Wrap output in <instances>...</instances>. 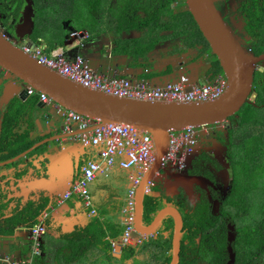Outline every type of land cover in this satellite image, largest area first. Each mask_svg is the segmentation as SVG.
<instances>
[{
    "label": "water",
    "instance_id": "1",
    "mask_svg": "<svg viewBox=\"0 0 264 264\" xmlns=\"http://www.w3.org/2000/svg\"><path fill=\"white\" fill-rule=\"evenodd\" d=\"M186 3L188 11L193 16L204 39L208 43L209 52H202L203 58H215L219 64V69L222 71V74H217L216 71L213 70L215 66L212 61L209 60V72L211 73L207 76L208 79L206 82H203V85L209 84L218 78H223L227 82L225 94L213 102L149 103L130 99H120L101 92L89 90L61 76L57 72L40 64L36 59L23 51L24 48H39L38 41L34 39V36H37L39 40V34L35 27V20L42 16L43 11L42 8L35 6L33 1L30 0L26 2L25 7L24 5L16 8L14 7L13 13L15 17H11L8 22L10 31H4L6 33L0 32V96L6 95L7 98L6 102L3 101L2 105L4 107L0 109V112H2L3 117L6 115L15 116L21 113L20 117L24 116L25 118L24 130L26 132L28 131V135H24L25 139L23 143L29 147L26 149V152L24 151V153L16 154L10 162L13 164L11 182L14 181V188L17 187L18 191L23 192L24 189L19 184L26 176H32L38 178V180H48V178L52 177L55 155L65 149V139L74 137L63 135V132H65L64 121L59 129L55 125L51 126L47 134L44 133L48 131L47 125L41 124V126H39V124H35L33 127L30 125V121L36 116L35 114H37L36 112H39L42 118L51 117L52 115L45 110V107L50 108V106L43 103L41 100H39L36 105H29L31 96H29L28 92L30 88L35 89L37 92L45 93L61 107L87 117L91 121L90 131H93L98 126V123H116L129 125L141 132L147 133L151 135L154 140L155 159L158 157L161 164L154 162L152 168L142 180L138 190L136 227L137 231L142 235H156L166 230L167 226L164 225L165 220L176 218L171 264H177L179 262L180 237L182 234L183 220L178 208L173 205V202H168L167 200L168 198L174 199L172 198L173 196L164 193L165 188L163 182L158 179L160 174L163 176L168 175L166 172L167 168H163L162 158L164 156L166 157L169 149L170 133L172 131L183 130L187 127L201 128L218 125L236 115L249 101V97L253 92V82L257 70V63L264 58L262 56L255 57L245 49L240 38H238L232 28L225 22L222 14L217 9L215 0H186ZM43 36L46 37L44 39L47 44H53L55 48H60V50L66 49L69 46L67 42L70 39L78 41L77 47L81 51L78 55L82 56V51L90 55L93 53L91 50L99 51L100 53L105 52L110 56L114 51L120 49L119 46L114 45L110 50L105 46L102 48L99 47L98 50H96L92 48L96 41H79L71 37L70 33L64 37L60 34ZM159 44L161 43H156L154 45L156 50L159 48ZM65 54L67 55V53ZM83 57L85 58L86 56ZM86 61L89 63L88 59H86ZM194 62H197V60L192 59V64ZM171 67H173V65H171ZM178 68L184 69L183 63H181ZM110 71L112 72V67H109L108 72ZM96 73L100 75L98 70H96ZM101 76L107 77V75ZM123 76L124 75L121 74L117 75L111 73V76L107 78L132 79L131 77ZM181 76H187L189 80H191V77L186 73L183 75L180 74L174 80H170L163 84H174ZM136 80V82L133 81V79L131 81L138 83V79ZM140 81L142 80L140 79ZM145 82H147V80H145ZM149 84L152 88L158 85L154 82H150ZM19 124L20 122L17 123L18 127ZM42 125H44L43 128L47 127V129H45L42 135H37V128H41ZM1 130L3 131L2 127ZM16 133L17 132L14 131V134ZM53 134H56V138L52 137ZM13 137L16 140L18 135H13ZM45 137H47V139H45L42 144L39 146L33 145L36 140ZM76 143L78 142L76 141ZM2 155L4 154L0 153V158ZM81 171V160L78 162L76 160L73 170L74 176L70 181L71 186L67 188L66 191L64 190L65 192L71 189L76 181L75 179L78 178ZM177 175H182L181 179L190 181L191 185L198 182L194 181L195 178H192L187 172L186 174ZM7 176L9 175L0 174V179H4ZM168 176L174 177L170 174ZM150 182L157 183V189L155 190L158 192L157 194H145V188ZM174 184L175 183H170L169 185L172 186ZM37 186H29L21 197L27 196L28 193H33L34 195L39 194V198L31 203L36 207L44 206L43 213H51L63 206V204H58L59 200L63 197L62 194H54L50 192V190L36 193L38 190L32 189ZM181 189L184 190L185 194L189 193L186 185L182 186ZM149 199H155V201L150 202ZM157 200L159 201L156 202ZM160 202L164 205L163 208L155 213L147 215L150 207ZM31 203L21 206V209H29L28 205ZM148 218L151 221H149Z\"/></svg>",
    "mask_w": 264,
    "mask_h": 264
},
{
    "label": "flooded vegetation",
    "instance_id": "2",
    "mask_svg": "<svg viewBox=\"0 0 264 264\" xmlns=\"http://www.w3.org/2000/svg\"><path fill=\"white\" fill-rule=\"evenodd\" d=\"M27 1L29 0H0V32L10 31L8 22L11 17H15L14 7L23 5L25 7ZM30 1H33L37 7L54 11L56 17V8L67 7V0ZM136 1H138L140 9L135 10V15L131 19L132 21L138 19V24L142 25V28L132 30H138L142 33V36L146 37L151 29L145 26H150L152 29L158 28L155 31L159 37H162L163 32L169 34L170 41L165 43L167 45L164 46V43H161L162 45L156 51L164 53L166 46H169L166 54L175 57L187 55L189 59L197 60L198 63H204L203 60H206L208 64V61L213 58H203L202 52H209L208 46L203 42L204 37L201 38L199 34L197 40L190 37L189 23L191 24L192 19L188 14L186 0ZM118 2V0H107L106 6H100L99 8L111 12L107 15L105 12H101L102 17L99 18L100 20L94 22H103L108 28H111L117 23L116 16L121 12L131 21L124 8H122L123 6ZM263 2L264 0H215L216 7L225 22L240 38L245 49L255 57H264V50L260 54H256L261 48V36L264 37L261 29H258L257 20L259 21L262 18L264 21V10L254 7L259 4L263 6ZM162 5L164 6L162 7ZM93 7H96V5L93 4ZM149 7L162 8H160L161 11L158 16H155L153 11L146 10ZM167 10L170 11L172 16ZM212 63L215 66L213 70L217 71L219 67L215 58L212 59ZM258 73L262 76H257ZM217 74L220 73L217 72ZM263 83L264 58L257 63L253 92L245 106L253 105L258 107L259 110L264 108V104H259L262 91L260 87ZM259 85L260 87H258ZM0 98L1 109L4 107L2 105L3 101L6 102L7 98L6 95L0 96ZM245 106L236 115L228 118L227 121L215 126L204 127V130L198 134L196 145L188 156L185 167L179 169L178 167L166 165L164 168H169L166 169L167 174L174 177L160 174L158 178L163 182L164 193L173 194L172 198L174 199L172 201L178 203V211L183 220L179 262L177 264H264V215L259 210V204L264 201V183L262 180L264 178L258 181L261 202L255 203L252 193L244 192L242 186L246 169L252 171L254 169L252 165L255 163L254 156L248 151V145L253 144L254 141L256 143L261 142V140L264 141V135H259L261 131H258L259 134L250 132V127L245 126L256 116L244 121L242 111ZM8 119L9 115L3 117L2 112H0V153L4 154L0 158V169H6L5 171H9L13 167L10 162L13 159L15 144L17 145L20 139L24 142V135H28V131L24 130V120L21 121V127L16 125L13 128V124L8 122ZM14 131L17 133L14 134ZM13 135H18V138L15 140ZM245 140L248 144L244 143ZM186 172L192 178H195L194 181L198 182L191 185L190 181L181 179L182 175H177L186 174ZM6 175L9 176L0 181V221L11 218L12 215L19 212L21 206V204L16 206L18 208L16 210L11 207L13 199L10 197L12 194L9 190L10 187H8L10 183L5 182L4 184V180L12 179V172ZM169 182L177 184V191L173 190L170 185L166 187ZM180 185H186L191 194H185ZM156 186L157 183H154L153 194L158 193L155 191ZM4 209L7 211L2 214ZM164 225L169 226L170 229L163 230L156 235L155 243H152L154 239H151L148 246L152 245L156 252L154 256L149 257V261L144 260L141 264H159L158 258H161L158 259L160 261L171 258L172 261L176 218L165 220ZM166 233H169L170 249L163 252L160 251V248L165 246L159 244V242L165 238ZM135 247L134 244H130L123 248L122 253L125 252L127 256V259L124 260L125 264L129 262L139 264L135 257L137 253ZM131 249H134L136 253L129 254ZM154 257H156V261H152Z\"/></svg>",
    "mask_w": 264,
    "mask_h": 264
},
{
    "label": "crops",
    "instance_id": "3",
    "mask_svg": "<svg viewBox=\"0 0 264 264\" xmlns=\"http://www.w3.org/2000/svg\"><path fill=\"white\" fill-rule=\"evenodd\" d=\"M55 11L57 17L54 11L47 10L40 18L35 20L39 40L38 38L34 39L38 41L39 48L47 55L67 53L69 57H75L81 51L77 47L78 41L70 39L67 42L69 46L60 50V48H55L53 44H47L44 39L46 37L43 35L60 34L64 37L73 31H85L90 34L88 40L96 41L92 47L93 49L98 50L99 47L105 46L110 50L114 45L120 47L119 50L114 51L110 56L105 52L100 53L99 51L91 50L93 53L88 55L87 52L82 51L83 56L88 59L90 67L95 72L98 70L100 75H107L108 77L111 76V73L121 74L124 75L123 77H131L135 82L138 79L139 83H146L149 87L151 86L149 83L154 82L158 85L153 88H158L166 85L163 83L174 80L178 75L186 73L191 77V84L203 85V82L207 81V76L211 73L209 72L210 66L206 60H203L205 64L202 62H194L192 64V59H189L187 55L175 57L168 53L166 54L168 46H166L164 53L156 51L154 48L156 40L142 36V33L138 30L127 29L120 23H115V26L108 28L103 22H94L100 20L102 13L88 2L67 0V7H58ZM45 20L46 25L44 24ZM160 41L164 43V46L167 45L165 43L170 41L169 34L163 32ZM161 45L159 44V46ZM181 63H183L184 69L178 68ZM109 67H112V72H108ZM39 100L38 95L33 96L29 105H36ZM45 110L52 114L51 117L42 118L39 112H36V116L30 121L32 127L35 124H39V126L41 124L47 125L48 131H45L47 127L43 128L44 125H42L41 128H37V135H42L44 131L46 134L49 133L50 127L53 125L59 129L64 121L53 107H45ZM24 119V116H22L20 127L22 126L21 121ZM80 133L81 131L76 127L71 133L63 132V135L74 137L64 140L65 149L55 155L52 177L48 178V180H38V178L26 176L19 184L23 187V192L18 191L17 187L14 188V181L11 182V179L4 180V184L5 182L10 183L8 187H10L9 190L12 194L10 197L13 199L12 208L20 204L23 206L33 203L34 200L39 198V194L34 195L33 193H28L27 196L21 197L29 186H37L38 184L37 187L32 189L38 190L36 193L50 190L54 194L63 195L66 189L71 186L70 181L74 176L75 161L81 160L82 170L88 161L98 160L100 149L82 145L78 139ZM55 135L53 134L52 137L56 138ZM45 139L47 137L39 138L33 145L39 146ZM5 170L0 169V174H10L13 171V167L9 171ZM139 176L140 171L137 169L123 170L116 165L108 175L99 173L96 180L91 184L92 208L85 207L83 200L74 196L66 201L60 209L49 213L46 219L44 218L45 214L39 216L38 222L43 221L47 224V234L43 238V255L41 259L36 260V264H125L124 260L127 259L125 252L121 253V250L118 249L117 253L114 254L112 252L113 243H120L122 240L125 229V215L123 212L127 204V195L133 187V179ZM145 176L143 175L142 180ZM167 200L168 202H173V205L179 210L178 203L169 198ZM93 209L96 210L94 215L92 214ZM31 229L18 228L14 236L2 237L0 239V257L9 259L12 263L28 258L31 252L26 250L27 247L24 245L31 244ZM168 235L169 233H166L164 239H168ZM180 238L182 239V234ZM152 243H155V241ZM159 244L166 246L165 243L159 242ZM135 248L136 254L139 255L136 257L139 264L144 260L146 262L149 261V257L154 256L156 252L152 245L147 249H144L141 245ZM162 249L165 250V247L160 248V251ZM73 257L80 259L81 262H65L66 260L74 259ZM158 259L159 264H164L167 260L166 258L162 261ZM152 261H156V257ZM74 262H77V260Z\"/></svg>",
    "mask_w": 264,
    "mask_h": 264
},
{
    "label": "built area",
    "instance_id": "4",
    "mask_svg": "<svg viewBox=\"0 0 264 264\" xmlns=\"http://www.w3.org/2000/svg\"><path fill=\"white\" fill-rule=\"evenodd\" d=\"M71 37L79 41H86L90 35L85 31H73ZM23 51L40 64L84 88L120 99L149 103H205L221 98L227 88V82L223 78H218L206 85H195L190 83L187 76H181L174 84L151 88L145 83H134L126 78H107L98 75L82 55L75 57H69L64 53L47 55L40 48H24ZM28 93L31 97L38 95L43 103L53 107L62 116L66 133L73 132L76 127L81 131L78 139L84 146L100 149L98 160L88 161L79 178L71 189L63 194L58 204H65L66 201L76 196L83 200L85 207L92 208L90 186L99 173L108 175L116 165L123 170L137 169L140 171V176L133 179V187L128 192L127 204L123 212L125 229L122 240L120 243H113V250L117 252L118 249H123L130 244L142 243L140 237L135 236L137 193L143 175L145 176L150 171L155 159V146L152 136L132 126L116 123H98V126L90 131L91 121L87 117L61 107L45 93L37 92L33 88H30ZM203 130L204 127H187L180 131H172L169 149L164 158V166L170 165L183 169L188 156L196 145L198 134ZM153 186L154 183L150 182L146 194L151 193ZM95 213L96 210L92 211L93 215ZM47 216L46 213L44 218L46 219ZM46 232L47 229L43 221L36 224L31 233L32 250L30 256L15 263L0 257V263L34 264L35 258L42 255V239Z\"/></svg>",
    "mask_w": 264,
    "mask_h": 264
},
{
    "label": "trees",
    "instance_id": "5",
    "mask_svg": "<svg viewBox=\"0 0 264 264\" xmlns=\"http://www.w3.org/2000/svg\"><path fill=\"white\" fill-rule=\"evenodd\" d=\"M81 2H88L90 3L91 5H96V9H98L100 6H106V2L107 0H79ZM119 4L121 6H123L122 8H124L125 10V13L128 15V17L130 18L131 21H129V19L125 16V14L123 12L117 14L116 18H117V23H120L121 25L123 24L125 26V28L127 29H138V28H142V25L140 26L138 24V22L136 20L132 21V16L135 15L134 13L136 12L135 10H139L140 9V5L138 3V1L136 0H118ZM164 5H162L163 7ZM144 7V6H142ZM160 7V8H162ZM255 8L257 9H262L264 10V2H263V6H260V4L258 6H254ZM145 8V7H144ZM158 8V9H154L153 7H149L148 11H153V14L155 16H158L159 12L161 11V9ZM47 9L46 8H42V11H43V14L44 12L46 11ZM100 10V8H99ZM42 14V15H43ZM188 14L190 15L191 19H192V22L193 24L195 25V28H196V31L194 32L193 31V27L190 23H189V34H190V37H193L195 36V39L197 40L198 39V34L201 35V38L203 37L202 36V33H200V29L197 25V23L195 22L193 16L191 15V13L188 11ZM123 16V17H122ZM257 23L259 25L258 29L260 28L261 29V33L264 35V21L262 18L259 19V21L257 20ZM145 27H148L152 30H155V29H158V28H151L150 26H145ZM162 28V26H160ZM164 38V37H163ZM156 43H162L160 40H161V37H158L155 39ZM203 42L206 43V45L208 46V43L206 42V40L203 38ZM260 50L257 51V55L260 54L263 50H264V37L261 36V45H260ZM218 63V62H217ZM219 66V64H218ZM257 76H262V74L258 73ZM260 87V85L258 86ZM261 88V93H260V97H259V104L260 105H263L264 104V83L262 84V86L260 87ZM259 108L258 107H255L253 105H246L245 108L243 109V118H244V121H246L248 118H251V117H254L255 114L253 111L256 112V110H258ZM20 112V111H19ZM20 114L21 113H18V115H11L9 116V121L11 124H13V128L17 125L18 122H20ZM17 143V142H16ZM29 146L28 145H25L23 144L22 142V139L19 140L18 144L15 145V148H14V151H13V157L16 155V154H19V153H22L24 151H26V149L28 148ZM248 151L254 156L255 160L253 163L254 165V169L252 171L246 169L245 171V177H244V184L242 185L243 186V191L244 192H249V193H252L253 195V201H255V203H258V202H261L260 200V193L261 192L259 189H258V181L261 180L262 178H264V141L261 140V142H257L254 141L253 144H249L248 145ZM248 174V175H247ZM263 180V183H264V179ZM150 202H154L155 199H149ZM19 206V205H17ZM29 206V209H24L22 210L21 209V206H20V209H19V212H16L14 215H12L11 218H8V219H5L4 221H0V239L3 238H7V237H10V236H14L15 232H16V229L18 228H33L36 224H38V218L39 216H42L43 214H49L50 212H44L43 213V210H44V206L42 207H36L35 205H33L32 203ZM164 205H162V203H156L153 207H150V210L147 212V215H150L151 213H155L156 211H159L160 209L163 208ZM14 210L18 209V208H13ZM257 209V208H256ZM259 210L261 211L262 215H264V201H262L260 204H259ZM7 210L4 209V211H2V214H4ZM149 219V218H148ZM171 220V219H170ZM264 220V218H263ZM149 221H151L149 219ZM46 224V223H45ZM47 226V224H46ZM166 229H170L169 226L166 227ZM44 238V237H43ZM31 242V241H30ZM160 243H165L166 246H165V250L162 249L163 252H167L169 251L170 249V240L168 239H164L160 241ZM29 245V244H28ZM26 246L24 245L25 247H27L26 250H28L29 252H31L32 250V246L31 244L29 246ZM42 251H43V239H42ZM136 251L134 249H131L129 251V254L133 255L135 254ZM42 256V255H41ZM41 256L39 257H36L35 258V261H34V264H36V260L37 259H41ZM74 259L72 260H66L65 262L66 263H78V262H81L80 259H76L75 257H73ZM77 262H74L76 261ZM170 261H171V258L167 259L166 260V263L167 264H170ZM149 264V263H147Z\"/></svg>",
    "mask_w": 264,
    "mask_h": 264
},
{
    "label": "rangeland",
    "instance_id": "6",
    "mask_svg": "<svg viewBox=\"0 0 264 264\" xmlns=\"http://www.w3.org/2000/svg\"><path fill=\"white\" fill-rule=\"evenodd\" d=\"M100 11L101 12H105V14L107 15V14H109L111 11H107L106 9H100ZM168 11V13L170 14V16H172V14L170 13V11L169 10H167ZM123 17V16H122ZM179 20V19H178ZM139 20L137 19V22H138ZM189 22H190V19H189ZM44 24L46 25V20L44 21ZM191 25H193L194 27V32L196 31V28H195V25L193 24V22H191ZM172 26V25H171ZM175 28H179V27H177V26H174ZM176 32H178L177 30H175ZM70 37V36H69ZM159 36H158V34L156 33V31L155 30H152V31H148V33H147V38L148 39H156V38H158ZM34 38H37V36H34ZM193 39H195V36H193L192 37ZM169 47V46H168ZM212 59L213 58H211L210 60L212 61ZM210 66V65H209ZM221 73L222 74V71H220L219 69H217V71H216V73ZM254 113L255 114H257L254 118H252L251 119V121H249L245 126H249L250 127V132H253V133H257V134H259L258 133V131H261V133L259 134V135H264V108L263 109H258V110H256V112L254 111ZM213 126H215V125H213ZM201 132V131H200ZM244 143H246V144H248V142L245 140L244 141ZM169 184H170V182L168 183V185H166V187H169ZM150 186V183H148L147 184V187L145 188V194H146V191H147V189H148V187ZM153 188L154 187H152V191H153ZM152 191H151V193H152ZM177 191V190H176ZM150 193V194H151ZM175 195H176V193H175ZM170 196H173V194H170ZM182 229H183V227H182ZM147 248H149V246L147 245V246H145L144 247V249H147ZM137 256H139L138 254H135V257H137ZM127 264H132V262H129V263H127Z\"/></svg>",
    "mask_w": 264,
    "mask_h": 264
},
{
    "label": "clouds",
    "instance_id": "7",
    "mask_svg": "<svg viewBox=\"0 0 264 264\" xmlns=\"http://www.w3.org/2000/svg\"><path fill=\"white\" fill-rule=\"evenodd\" d=\"M48 217V216H47ZM46 217V218H47ZM137 221V220H136ZM137 223V222H136ZM45 224V223H44ZM45 226H46V224H45ZM46 229H47V227H46ZM32 230V229H31ZM46 234H47V232H46ZM45 234V235H46ZM44 235V236H45ZM156 235H158V234H156ZM156 235H142L141 233H139L138 231H137V227H136V233H135V236L136 237H140V240L142 241V243H140V244H137V245H135V246H138V245H141V247H145V246H147L148 244H150V241H151V239H154V241H156ZM121 250V253L123 252V249H120ZM114 254L115 253H117V252H114V250L112 251ZM42 255H43V251H42ZM30 256V255H29Z\"/></svg>",
    "mask_w": 264,
    "mask_h": 264
},
{
    "label": "bare ground",
    "instance_id": "8",
    "mask_svg": "<svg viewBox=\"0 0 264 264\" xmlns=\"http://www.w3.org/2000/svg\"><path fill=\"white\" fill-rule=\"evenodd\" d=\"M164 158H165V156L162 158L163 168H164V162H163V161H164ZM155 160H156V161H155ZM154 162H156L157 164H161V163L159 162L158 157H157L156 159H154ZM154 162L152 163L151 168H152ZM154 166H155V165H154ZM154 172H155V171H154ZM172 189H173V190H176V185H175V184L172 185Z\"/></svg>",
    "mask_w": 264,
    "mask_h": 264
}]
</instances>
